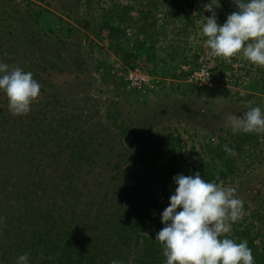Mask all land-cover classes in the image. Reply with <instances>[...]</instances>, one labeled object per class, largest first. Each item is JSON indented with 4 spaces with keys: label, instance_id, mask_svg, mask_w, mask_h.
<instances>
[{
    "label": "rangeland",
    "instance_id": "rangeland-1",
    "mask_svg": "<svg viewBox=\"0 0 264 264\" xmlns=\"http://www.w3.org/2000/svg\"><path fill=\"white\" fill-rule=\"evenodd\" d=\"M113 1L0 0V63L31 72L42 86L24 115H14L0 91V264H16L25 254L21 239L16 240L22 218L42 214L35 225L46 227L45 212L53 204L65 208L63 220L54 214L55 235L68 232L89 242L113 235L131 179L152 187L158 207L149 226L157 225L173 192L150 166L135 161L137 155L132 150L130 154L131 142L120 137L119 125L127 127L143 149L163 137L179 141L177 156L185 162L193 147L200 150L232 131L229 116L243 115L249 107L264 111V94L257 86L238 89L227 80L211 97L187 79L160 75L161 84L154 88H130L121 61L98 33L102 9ZM201 29L190 36L191 55L199 52ZM171 39L167 37L168 43ZM209 58L206 52L197 63ZM226 60H235L230 75L251 69L242 52ZM170 67L171 73L175 67ZM57 124L60 131L52 135ZM251 133L259 136V144L249 147L250 164L238 163L242 170L219 183L235 189L244 202L242 219L231 230L251 227L264 232V132ZM68 186L69 193L63 194ZM28 256L29 264H41L40 257Z\"/></svg>",
    "mask_w": 264,
    "mask_h": 264
},
{
    "label": "trees",
    "instance_id": "trees-1",
    "mask_svg": "<svg viewBox=\"0 0 264 264\" xmlns=\"http://www.w3.org/2000/svg\"><path fill=\"white\" fill-rule=\"evenodd\" d=\"M202 2V6H199L196 0H115L110 7L102 9L99 38L121 61L123 71L144 64L150 67L154 75L186 80L199 67L200 63L197 62L202 54L207 52L212 59L218 82L227 80L231 87L238 89L257 86L264 94V67L250 64L251 69L239 70L237 74L230 75L235 60L227 62L222 57L212 56L204 43L206 38L203 34L198 46L199 52L191 55L190 36L196 34L198 27L202 28L205 16L211 15L205 11V4L209 0ZM236 10L233 0H220V7L215 9L218 22L224 23L227 15ZM170 35L172 39L168 43L167 37ZM160 44L166 46L160 49ZM161 64L164 67L161 68ZM182 65L187 69H180ZM170 66L175 67L171 73ZM196 89L211 97L217 88ZM58 124L62 125V121ZM58 124L52 127V135L60 131L61 126ZM117 130L121 138L127 137L130 140L129 152L132 150L137 155L135 161H141L139 165L145 163L146 167L150 166L156 172L158 181L170 192H174L176 187L173 177L177 174L192 175L199 172L206 181L216 183L227 179L234 175L236 169L242 170L238 163L250 164L252 156L249 147L251 144L254 147L259 144V136L256 134H233L230 131L226 137H219L217 143L209 141L201 145L200 150L193 147L184 162L177 156L179 141L163 137L143 149L136 146L138 139L128 133L127 127L119 125ZM224 145L234 149V154L226 153ZM73 153L78 155L75 150ZM67 188L69 186L64 187L63 194L69 193ZM125 194L126 203L114 222L117 230L113 235L106 234L101 241H81L68 232L63 237L55 235L52 225L55 223L54 214L63 220L65 213V208L56 204L45 212L47 226L40 225L41 229L36 225L42 214L36 216L27 213L22 218L23 230L20 229L21 233L16 240L21 239L25 253L31 257H40L41 264H112L114 259L123 264H165L162 245L155 240L156 233L163 227L160 215L157 217V225L154 228L149 226V220L158 207L152 187L131 179L125 186ZM74 221L75 214H72L70 222ZM227 236L237 242L247 241L255 264H264V241L263 244L258 242L259 238L264 239V232H254L251 227L241 230L234 227Z\"/></svg>",
    "mask_w": 264,
    "mask_h": 264
},
{
    "label": "clouds",
    "instance_id": "clouds-1",
    "mask_svg": "<svg viewBox=\"0 0 264 264\" xmlns=\"http://www.w3.org/2000/svg\"><path fill=\"white\" fill-rule=\"evenodd\" d=\"M237 10L218 22L220 0H209L202 34L211 55L230 59L241 53L252 64L264 67V0H233ZM31 72L0 63V91L8 98L9 110L24 115L41 91ZM233 134L264 132V111L249 107L243 115L228 117ZM224 151L234 149L224 145ZM169 205L160 213L163 227L155 235L162 245L165 264H255L247 241L227 236L232 224L242 219L243 200L235 189L206 181L199 172L177 174ZM16 264H29L27 253ZM112 264H123L114 259Z\"/></svg>",
    "mask_w": 264,
    "mask_h": 264
},
{
    "label": "built area",
    "instance_id": "built-area-1",
    "mask_svg": "<svg viewBox=\"0 0 264 264\" xmlns=\"http://www.w3.org/2000/svg\"><path fill=\"white\" fill-rule=\"evenodd\" d=\"M123 79L130 88L137 90L154 88L161 83L159 78L143 64L127 69L123 73ZM187 83L196 88L212 89L221 86L210 58L201 60L199 67L188 77Z\"/></svg>",
    "mask_w": 264,
    "mask_h": 264
}]
</instances>
